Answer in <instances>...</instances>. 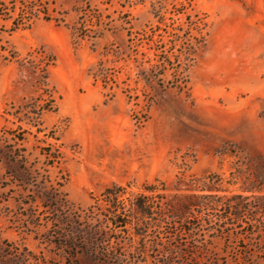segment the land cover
<instances>
[{
	"label": "rangeland",
	"instance_id": "1",
	"mask_svg": "<svg viewBox=\"0 0 264 264\" xmlns=\"http://www.w3.org/2000/svg\"><path fill=\"white\" fill-rule=\"evenodd\" d=\"M153 6L166 18L186 8L176 24L195 14L207 23L179 76L138 77L132 59L115 57L131 55L125 31L76 30L91 9L118 30H146L157 25ZM104 49L106 89L89 76ZM263 156L264 0H0V264H162L168 250L188 264H264L262 209L236 222L220 206L189 207L178 220L164 205L264 196ZM109 188L123 193L125 228L109 222ZM137 198L154 203L147 219L134 213ZM89 230L100 252L83 250ZM64 233L73 251L58 246Z\"/></svg>",
	"mask_w": 264,
	"mask_h": 264
},
{
	"label": "trees",
	"instance_id": "2",
	"mask_svg": "<svg viewBox=\"0 0 264 264\" xmlns=\"http://www.w3.org/2000/svg\"><path fill=\"white\" fill-rule=\"evenodd\" d=\"M185 9L186 8L181 6L180 9L169 13L171 17L166 18L164 13L160 14L153 6L157 25L154 27L148 26L146 30H141L139 32H132L130 29L122 28L121 25L118 27V30L117 27H114V20H112L111 16L103 15L97 9H91L82 13V18L80 17L79 19V27L76 28V30H78V35L81 39L99 38L102 36L104 30L114 34L118 33L120 30L125 31L128 38L126 47L131 51V55L126 54L125 56V51H117L115 57L124 62L132 59L139 70L137 74L138 77H143L142 79H145V77L148 76L160 81L161 77H163L168 70H171L176 76L181 75L183 71L187 69L189 63L193 62L194 55L204 44L203 31L207 27V23L204 21L203 17L195 14L192 18L190 15H187L185 16L184 22L178 24L175 23L177 20L172 18V16L184 15ZM29 10L31 11L32 9L30 8ZM43 16L48 17L47 14H43ZM29 20L30 18L22 20L24 22H22L20 26L25 25ZM46 20H48V18H46ZM14 21L15 20H12L11 27L17 30L19 25L14 23ZM57 22H61V20ZM147 52H151V56H148ZM100 55L101 58L98 59L96 65L93 69L89 70V76L94 82L100 80L103 88L106 89L111 87V76H109L108 69L105 68L104 63L110 62L108 59L110 52L108 49H104ZM23 140L24 139L21 138L18 141L22 142ZM258 165L261 170L255 176V182H262L264 185V156L259 158ZM26 175L30 176L29 173H26ZM144 189L149 193L159 191V189L152 184L145 186ZM160 190H164L163 186ZM245 191L251 192L252 189L250 188ZM103 195L109 208V222L111 224H119L120 228H125L129 225L130 220L117 222L120 212L123 211V208L118 204L123 193L117 188H109L104 191ZM3 201H5V198ZM164 205L169 213V217L172 219L179 220L183 218V214L188 211L189 207H212L215 209L217 206H220V208H223L226 217L230 220L242 222L251 209H255V211L262 209V211H264V196L251 195L247 197L232 195L230 197H221L218 198V200H214L209 196L200 195L185 203L177 202L170 204L165 202ZM132 206L136 215L142 219H147L151 215L150 211L154 203L148 202L144 198H137L132 203ZM84 234L85 237L82 238L81 243L85 253H94L96 250L100 252L102 250L100 248L102 244L100 239H97L100 232L89 230ZM141 237H144V233L141 234ZM59 238L64 240L63 244L58 245L60 248L64 247L71 251L75 249V236H69V233H64L60 234ZM155 246L156 244L154 247ZM145 250L146 243H143L142 245L139 244L135 251L138 255L140 254L143 256ZM161 259L163 261L162 264H188L187 260H178L176 254L170 250L163 252ZM189 264H218V260L211 259L205 262L190 260Z\"/></svg>",
	"mask_w": 264,
	"mask_h": 264
}]
</instances>
